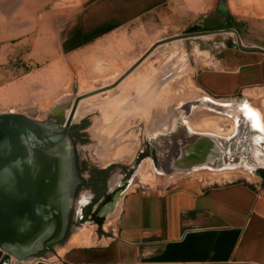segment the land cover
I'll list each match as a JSON object with an SVG mask.
<instances>
[{"label": "rangeland", "instance_id": "1", "mask_svg": "<svg viewBox=\"0 0 264 264\" xmlns=\"http://www.w3.org/2000/svg\"><path fill=\"white\" fill-rule=\"evenodd\" d=\"M1 9L0 22H5L3 1ZM256 24V28H250L252 32L243 25L239 31L232 27L237 33L230 31L160 45L122 81L123 84L81 101L73 125L87 121L88 142L79 144L78 151L92 164L115 167L110 177L112 188L120 183V167L133 164L142 147L154 151L156 158L139 163L134 178L103 221L76 223L63 243L83 231L85 234L78 243L81 245L96 244V236L110 237L124 194L135 186L166 188L183 177L198 176L217 182L248 181L264 188V138L250 121L251 111L248 108V112L241 111V130L229 136L235 120L239 119L225 115L226 111L221 109L227 105L223 99H230L251 105L263 115L264 95H259L260 90H253L261 97L254 99L238 94L231 98H215L202 92L195 83V74L210 60L211 48L217 42L235 41L246 34L248 41L256 42L264 37V25ZM0 28L5 31L3 25ZM184 29L171 31L155 25H134L126 34L111 37L86 55L75 57H60L56 51L30 53L12 46H0V112L15 110L36 119L63 124L78 96L117 82L155 42L182 34ZM215 126L220 131L214 130ZM198 134L214 138L221 148L220 164L235 168L223 169V175L219 172L222 168H218L219 161L212 159L207 165L185 171L168 173L163 170L162 164L171 145L192 143L198 139ZM152 138H158L156 143ZM82 196L83 192L76 200L77 207ZM63 249L55 244L40 258L34 255L24 260L11 257L6 264H61L58 260ZM1 260L2 256L0 264Z\"/></svg>", "mask_w": 264, "mask_h": 264}, {"label": "crops", "instance_id": "2", "mask_svg": "<svg viewBox=\"0 0 264 264\" xmlns=\"http://www.w3.org/2000/svg\"><path fill=\"white\" fill-rule=\"evenodd\" d=\"M2 1L6 20L0 22L5 30L0 28V46L56 51L60 57L86 55L134 25L174 31L203 15L213 16L218 27L235 21L238 29L245 25L252 32L256 23L264 25V0H0V17ZM247 35L240 38L243 45L263 50L217 42L210 60L195 74L202 92L215 98L253 90L264 95V37L255 42ZM112 230L108 238L94 237L96 244L67 239L60 244L64 249L58 261L264 264V188L198 176L183 177L166 188L135 186L126 192Z\"/></svg>", "mask_w": 264, "mask_h": 264}, {"label": "water", "instance_id": "3", "mask_svg": "<svg viewBox=\"0 0 264 264\" xmlns=\"http://www.w3.org/2000/svg\"><path fill=\"white\" fill-rule=\"evenodd\" d=\"M212 17L203 15L193 21L182 34L155 42L120 77L119 82L160 45L204 35L230 31L237 33L233 28H218ZM220 18L222 17L219 15L216 19L221 20ZM195 28H202V31H192ZM227 46L243 50H263L243 45L240 37L235 41H228ZM116 85L117 83L106 88H114ZM97 92L78 96L63 124L50 119H36L21 112H0L1 264H6L11 257L18 260L28 259L49 244L64 239L70 206L68 195L71 189L66 168L69 166L68 158L74 151L69 138L70 127L80 100ZM177 129L175 126L174 130ZM164 134L162 139L166 135ZM198 136L192 143L171 145V150L162 164L163 170L168 173L189 170L212 159H217V165H220L221 148L217 146L214 138L204 134ZM157 139L152 138V142L156 143Z\"/></svg>", "mask_w": 264, "mask_h": 264}, {"label": "flooded vegetation", "instance_id": "4", "mask_svg": "<svg viewBox=\"0 0 264 264\" xmlns=\"http://www.w3.org/2000/svg\"><path fill=\"white\" fill-rule=\"evenodd\" d=\"M192 31H202V28H195ZM56 122L58 123V121ZM86 129V120L76 125L72 124L70 127L69 138L74 146V151L73 156L71 155L68 158L69 166L66 168V176L70 182L71 189L68 195L70 206L68 208V221L64 239L58 243H51L46 248L37 251L34 254L36 257L40 258L41 255L52 250L55 244L63 243L68 237V232L70 234L76 223L81 224L88 220L103 221L114 208L117 200L123 195L128 183L134 178L139 163L147 158H156L154 151L142 147L133 164L120 167V183H118L117 187L112 188L110 177L115 167H100L92 164L87 157L80 156L78 145L88 142ZM203 165H207V163H203ZM82 192L83 196L77 207L76 200ZM41 252L42 254H40Z\"/></svg>", "mask_w": 264, "mask_h": 264}, {"label": "bare ground", "instance_id": "5", "mask_svg": "<svg viewBox=\"0 0 264 264\" xmlns=\"http://www.w3.org/2000/svg\"><path fill=\"white\" fill-rule=\"evenodd\" d=\"M205 36V35H204ZM132 73V72H131ZM131 73H129V74H131ZM126 78V77H125ZM124 78V79H125ZM168 78V77H167ZM123 79V80H124ZM123 80H121L120 82H119V80L117 81V82H115V83H113V84H111V85H115L116 83H117V85H116V87L123 81ZM127 80V79H126ZM124 82H122V84H123ZM111 85H108V86H103L102 87V90L104 91V92H106V91H108V90H110V89H112V88H109V89H107L106 87H109V86H111ZM115 88V87H114ZM100 89V88H99ZM99 89H97V90H93V92L94 91H98L97 93H94L93 95H90V96H88V97H85V98H83V99H81L80 100V102H79V106H80V103H81V101L82 100H85V99H89V98H91V97H95V96H97V95H100V93H104V92H102V90H99ZM91 93V92H90ZM88 93H86V94H83V96L84 95H87ZM82 96V95H81ZM247 98H254V99H256V98H258V97H260V96H258V94H256L255 92H251V91H249L248 93H246V95H245ZM246 100V99H245ZM225 101V103H227V105L226 104H224L223 106H221V109H223V110H225L226 112V114L225 115H227V116H229V117H234V118H236V119H239V121L238 120H235V122H234V124H233V128H232V130L228 133V135L230 136H232V135H234L235 133H236V131H237V129L239 130H241V125H239L240 124V120L242 119V116H241V114H242V112L241 111H243V112H246L247 111V108L251 111V113H249V115L248 114H246V117H248V116H250L251 118H250V121L252 122V123H254V126H255V128H257L258 130H259V133H261L263 136H261L262 138H264V114L263 115H261V112L262 111H260L259 109V112H257L256 111V109L255 108H251V105L249 106L248 104H246V103H242V102H239V101H234V100H230V99H226V100H224ZM247 101V100H246ZM79 106H78V108H79ZM217 106V105H216ZM250 108H249V107ZM210 107H212V106H210ZM78 108H77V111H76V114H75V117H76V115H77V113H78ZM220 111V110H219ZM11 112H12V110H11ZM221 112V111H220ZM248 112V111H247ZM222 113V112H221ZM69 114V113H68ZM248 115V116H247ZM261 115V116H260ZM249 118V117H248ZM203 122H205L206 123V121H203ZM208 123V122H207ZM211 123V122H210ZM201 124V123H200ZM202 125H204V124H202ZM201 125V126H202ZM251 125V124H250ZM197 126H199V125H197ZM207 126V125H206ZM204 127V126H203ZM213 127H214V125H213ZM198 128V127H197ZM199 128H201L200 126H199ZM216 128V129H215ZM215 128H214V130H219L220 131V128L219 127H216L215 126ZM258 135V134H257ZM260 137V136H259ZM220 166V165H219ZM195 167V166H194ZM222 167V168H221ZM218 168H221V170L219 171V172H221L223 169H226V170H230V169H233V168H235L234 167V165H230V164H224V165H222L221 164V166L220 167H218ZM180 171V170H179ZM182 171H185V170H182ZM217 171V170H216ZM178 172V171H177ZM224 172V171H223ZM223 172H221L223 175H225V172L223 173ZM217 173H218V171H217ZM215 174V173H214ZM222 174H220V175H222ZM251 176V175H250ZM156 178V177H155ZM214 178V177H213ZM217 178V177H216ZM149 179V178H148ZM145 180V179H144ZM152 180V179H151ZM214 180V179H213ZM145 181H147V179L145 180ZM86 233H88V230H87V232ZM85 234V232L83 231L82 232V234H80L79 236H77V237H75L72 241H71V243L72 244H78V243H80V241H81V237H83V235Z\"/></svg>", "mask_w": 264, "mask_h": 264}, {"label": "trees", "instance_id": "6", "mask_svg": "<svg viewBox=\"0 0 264 264\" xmlns=\"http://www.w3.org/2000/svg\"><path fill=\"white\" fill-rule=\"evenodd\" d=\"M228 17H229V19L231 18V16H229V15H228ZM224 27H235V28L238 29V25H236V24H234V23H231L230 25H221V26L218 27V28H224ZM68 235H69V232H68ZM40 254H42V252H41Z\"/></svg>", "mask_w": 264, "mask_h": 264}]
</instances>
